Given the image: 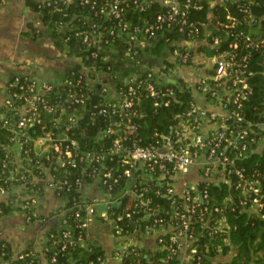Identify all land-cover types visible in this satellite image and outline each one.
<instances>
[{
    "label": "trees",
    "instance_id": "trees-1",
    "mask_svg": "<svg viewBox=\"0 0 264 264\" xmlns=\"http://www.w3.org/2000/svg\"><path fill=\"white\" fill-rule=\"evenodd\" d=\"M150 1L144 10L131 2L123 4V14L129 22L130 29L136 25L144 26L145 23H154L160 13H166L170 8L161 1ZM49 2L50 4L47 1L27 0V3L41 14L43 23L54 34L58 35L61 28H66L64 36L67 44L77 47L80 43L79 55L89 66L109 74L120 71L125 73L123 79L117 77L112 80L117 90L124 89L125 77L137 71V65L128 54L125 65L104 59L107 48H115L122 44L127 49L126 35L120 31L116 21L101 13L96 14V9L92 8L93 4H82L81 0H72L68 4H63L61 1L55 2V0ZM103 2L104 0H97V10ZM178 2L182 7L190 3L189 7H184L186 11L184 19L187 22L174 23L170 27L156 29L152 36L139 33L138 57L142 52L140 43L143 39L152 41L146 49L160 58L165 50L173 56L175 49L184 51V48H188L192 55L200 53L210 57L226 54L228 58L235 61L236 69L244 71L243 76L249 84V89L246 96L241 99L240 107L226 97L223 100L224 105L229 111L237 109L246 123L252 122L250 131L241 139L238 148L227 147L223 143L218 149L220 156H227L229 159L224 175L230 179V183L204 180L194 191L197 199L204 194H207V198H202V203L195 204L190 225V232L194 234L192 246L196 249L193 263L214 264L218 256L227 255L235 249L232 261L225 264H264V146L257 151V144L251 142L253 138L260 140L264 135V132L260 130V124L264 123V44L253 47L246 40L248 35L253 38L264 36V0H178ZM229 16L236 20V24ZM94 23L99 25L97 32L101 34L103 41L97 47L87 48L77 33L91 31ZM30 27L31 32L28 34L33 38L42 35L33 23ZM112 30L113 34H111ZM214 37H218L220 42L214 43ZM186 40H195L200 44L193 49L182 44ZM235 43L236 47L233 45ZM93 51L98 53V57L92 56ZM184 64H193L192 56L186 63L179 58H172V60L167 58L164 65L159 68L162 74L161 97H152L145 89L139 91L134 106L136 115L132 119L135 128H129L126 132L120 130V133L127 138L124 145L132 146L134 142L145 147L155 145L160 139L162 141L163 135L175 136L176 131L182 129L181 122L187 118V112L198 98L193 93V87L188 86L184 79H176L177 82L173 83L169 81L167 75ZM144 76L145 74L142 75ZM16 77L20 78V85L29 84L25 75L15 76L9 82L11 94L21 91L19 86L13 83ZM65 79H72L76 83L75 87L64 84ZM90 80L93 81V86L88 85L80 70L73 69L63 74L60 85L48 94L51 101H59L66 106L67 112L61 115V123L58 126L55 121L59 118L60 112L47 113L43 110L41 124L29 126L22 132L17 131L18 108L22 103L18 99L12 100V106L6 107L4 117L0 118V191H10L13 186L26 183L29 189H34L41 194L43 186L40 183H33L32 176L44 177L46 167L50 168L54 179L61 181L63 185V189L57 192L66 197L65 209L69 210L66 219L68 225L73 227V237L64 239L61 228L52 229L49 232L45 252L49 262L55 259L54 264H98L99 258H105L106 254L102 246L90 241L87 245H82L77 238L80 232V217L84 216L85 207L91 201L83 196L81 190L84 185L97 181L106 192L103 182L105 171L113 170L114 177L119 175L112 194L115 199H121V201L109 210L110 216L125 229H129L137 240L145 236L146 225L155 218L162 217L167 223L175 211L182 207L180 198L177 200L178 203L172 204L171 199L167 197L169 188L159 179L161 171L158 166H154L153 174L150 176L147 164L136 165V168H131V174H136L135 181L132 184L128 182L129 176L124 174V170L130 166L123 165L120 161V153L112 151L115 135H100L101 131L114 124L120 117L113 119L112 116L100 114L101 109L107 108V97L103 92L104 85L98 84L94 78ZM209 82L212 86L216 85L213 80ZM228 85L234 91L236 87H239V84L233 85L232 80L228 82ZM200 86L201 84H197V88ZM70 89L76 91L79 97L84 99L83 102L65 101L63 95H66ZM162 93L166 95L163 96ZM206 97L208 100L216 99L210 93ZM71 113H76L79 119L76 124L67 129L65 123ZM244 123H239L236 117L229 116L226 120L227 132L237 134L239 129L246 128ZM48 131L54 132L56 137L66 133L76 139L79 145L74 152L84 154V160L76 158V166H73L64 155H62V163L58 162V153L55 151L49 154H36L35 140ZM14 143L22 147L24 160L21 165L17 164L13 156L11 145ZM66 144H68L67 141L62 143L63 150ZM244 144L247 145L246 148L243 147ZM89 153L93 156L100 155L101 159L87 161L86 156ZM42 162L45 163L44 166L41 165ZM237 170L242 171L243 177L236 173ZM253 180L258 181L261 189L262 206L258 210L251 208V197L244 193V186L239 187V184ZM141 200H148V205H141ZM15 202V194H11L7 202H0V215H6L18 209ZM145 210L149 212L148 219H142ZM24 211L33 218L30 207L24 208ZM128 211L133 212L131 219L125 216ZM169 223L178 225L179 220L174 217L167 224ZM223 224H227L228 227ZM162 238L161 246L165 243L170 244V234L162 235ZM71 239H73L72 243L69 242ZM65 242L67 247L63 248ZM2 243L5 241H0V244ZM132 247L127 250L128 254L124 257L122 264H177L180 262L178 256L171 254L167 248L158 247L148 252L137 246ZM173 247L177 245L174 244ZM10 249V246L6 249L7 258L10 257ZM23 252L34 251L27 249ZM20 264H42V261L40 257L33 258L31 255L21 260Z\"/></svg>",
    "mask_w": 264,
    "mask_h": 264
},
{
    "label": "built area",
    "instance_id": "built-area-1",
    "mask_svg": "<svg viewBox=\"0 0 264 264\" xmlns=\"http://www.w3.org/2000/svg\"><path fill=\"white\" fill-rule=\"evenodd\" d=\"M44 1H47V3L50 4V0ZM60 1L63 4H68L72 0H55V2ZM129 2L133 3L135 6H138L141 10H144L151 1L104 0L103 3H100L101 5L99 10H97V0H81L82 4H93L92 8L96 9V14L101 13L102 15H106L116 21L120 31L126 35L125 42L127 43V54L129 58L134 61V64L137 65V71L127 74L128 76L124 79L125 88H121L119 90L116 89L112 80L117 77L123 79V74L125 73L117 72L114 74H109L107 72L109 74V80L112 83V85H108L104 84L103 82L100 83L91 75L88 76V74L82 71L80 72L85 77L88 85L93 86V81L90 80V78H94L98 84L104 85L103 92L105 97H107V108L101 109L100 114L112 116L113 119H115L117 116L120 117V119H117L114 124L101 131L100 135H115L112 151L120 153V161L123 165L130 166V168H126L124 170V174L129 176L128 182L132 184L135 181L134 179L136 174H131V168H136V165L147 164L150 169V176L153 174L152 170L154 166H158V169L161 171L159 179L162 180L169 188L166 193L167 197L171 199L172 204H176L180 201L182 205L181 209L175 211L174 215H172L171 219L169 220L171 221L172 218L175 217L179 220V224H167L169 221L165 223L164 218H155L151 223L146 225L144 232L145 236L142 239H135L134 235L129 229H125L110 216L109 210L112 207L117 206L121 199H115L112 194L113 187L118 183L119 175L114 177L113 170H108L104 172L103 181L107 191H103L104 197H93L92 200L86 205L85 214L84 216L80 217V232L77 238L81 241L82 245H87L88 228L91 226V224H93L97 216H99L103 220L113 222L112 229L116 240L114 255L120 258L122 262L126 254H128V249L130 250V248H133L132 246L145 249L140 245V242L148 236L155 235L157 237V246L155 249L159 247L160 249L167 248L170 250L171 254L178 256L180 262L177 264H185V251H188V255L190 256V259L193 263L196 249L192 246L194 234L190 232V225L193 213L195 212V204L202 203V198H207V194H204L200 199H197L194 191L196 190L197 185L204 180H215L216 182L225 181L230 183V179L224 175L229 159L227 156H220L218 154V149L223 145V143H225L227 147L232 146L234 148H238L241 139L250 131L252 122L246 123L242 114L237 111V109L232 111L226 109V105H224L223 100L226 97L227 100H232V102L236 104L237 107H240V101L246 96L247 90L249 89V84L246 81V78L243 76L244 71H239L235 68V61H232V59L228 58L226 54L213 56V73H202L199 75L198 82L195 85L198 92L202 95L203 101L198 100L196 103H193L191 109L186 114L187 118L181 122L182 129L177 130L175 136L163 135L162 141L160 139V141H158V143L155 145L145 147L139 145L138 142H134L132 146L124 145V141L127 140V138L120 133V130L126 132V130L129 128H135L132 119L136 115L134 106L139 91L141 89H145L148 91L150 96L156 98L161 97V73L159 72V69L156 70L154 68L143 67V65L139 63V53L137 49L138 34L141 33L152 36L156 29L162 28L164 26L170 27L174 23L185 24L187 21L184 19L186 14L184 7L187 8L190 5V3H187L184 7H182L178 0H170L168 3H166L170 7L169 10L166 13H160L154 23H145L144 26L136 25L130 29L129 22H127L123 14V4H128ZM229 18H231V20L236 24V20L233 17L229 16ZM91 28L92 30L89 32L77 33L78 36H81V40L84 44H86L87 48H92L95 46L97 47L103 41L101 34L97 32L99 25L94 23L92 24ZM111 34H113V30L111 31ZM213 39L214 43L220 42L218 37H214ZM246 40L248 41V44L253 47H260L264 44V36H257L256 38H253L252 36L248 35ZM233 45L235 47L237 46L236 43ZM92 56L98 57V53L93 51ZM190 56H192L193 64L200 63L199 56L196 54L192 55L188 48H184V51L175 49L173 52V59L179 58L184 63L189 60ZM91 69L94 70L95 76H97V74L100 72H104L92 67ZM143 74H145L144 77H142ZM24 75L29 81V84L26 86L20 85V76L16 77L13 83L14 85L19 86L21 91L15 92L13 94L9 92L10 97L6 101L7 107L12 106L13 99L22 101L18 108L19 119L16 123L17 131L22 132L27 130L29 126L41 124V114L43 110L47 113L60 112L59 118L55 121L56 126H58V124L61 123V115L67 112L66 106L61 104L59 101H51L48 98V94L58 87L60 83H55L46 77H38L33 74H29L30 76L28 74ZM172 78L173 77L169 76L168 79ZM209 80L215 81L217 86H212ZM230 80H232L233 85L239 84V87H236L235 91L228 85ZM64 84L75 87L76 83L72 79H65ZM197 84H201L200 88H197ZM170 91L172 92V90ZM208 93H210L212 96H215L216 99L208 100L206 97ZM162 95L165 96L166 93H162ZM63 96H65L63 99L65 101L69 100L70 103L73 101L81 103L84 100L83 98L79 97L76 91H72L71 89L66 95ZM207 104H214L219 110H210L207 107ZM68 107H70V105ZM21 108H23V111L20 110ZM229 116L236 117L239 123L245 122L246 128L239 129L237 134H234L233 132L228 133L226 120ZM78 119L79 116H77L76 113H71L67 117L65 127L69 129L72 125L77 123ZM260 130L262 133L264 132V123L260 124ZM64 141L68 142V144H66L65 150L62 149V143ZM251 142L257 144V151H260L264 146V135L260 140L253 138ZM38 144H40L39 147ZM78 145V141L66 133H63L61 137H56L54 132L48 131L35 140L34 150L38 155L40 153L49 154V152L55 151L58 153V162L62 163V155H64L67 161L72 163L73 166H76V158H79L81 161H83L85 158L84 154L74 152V150L78 148ZM243 147L246 148L247 145L244 144ZM47 158H49V156ZM86 159L87 161H99L101 156H93L89 153L87 154ZM44 164V162L41 163L42 166H44ZM116 170H119V168H116ZM236 173L240 177H243L241 170H237ZM192 174H195L196 179L193 180V184H189V181L186 179L187 176ZM61 184V181L54 179L52 185L55 190H62L63 185ZM240 186H244V193L251 197V208L253 210H258V208L262 206L261 189L258 181H245L244 183L239 184V187ZM179 198L180 200L177 202ZM27 200H29L27 201V204L29 205L36 203V198L34 196H30ZM148 202V200H141V205L147 206ZM101 204H105L106 208L99 210L98 207ZM68 211L69 210L65 209L64 206L62 210L64 218L61 226L64 239L73 237V227L68 225V220L66 219ZM77 216H79V213H77ZM125 216L126 218L131 219L133 212L128 211L125 213ZM148 218L149 212L145 210L142 219ZM134 225H136V223ZM223 225L228 227L227 224ZM166 234H170V244L166 245L165 243V245L161 246V242H163L162 235ZM69 242L72 243L73 239H71ZM174 244L177 245V247H173ZM7 247L9 248V244H7V242L0 244V264H20L21 260H24L31 255L33 258H39V255L35 252L25 253L21 251L17 254H13L11 249L10 257L7 258ZM66 247L67 243L65 242L63 248ZM145 250L148 251L147 249ZM227 255H229L228 260L222 259ZM227 255L218 256L214 264H225L227 262H231L235 256V249H232ZM54 260L55 259L49 262L47 259V264H54ZM99 260L100 262L98 264H107L106 255L105 258H99Z\"/></svg>",
    "mask_w": 264,
    "mask_h": 264
},
{
    "label": "crops",
    "instance_id": "crops-1",
    "mask_svg": "<svg viewBox=\"0 0 264 264\" xmlns=\"http://www.w3.org/2000/svg\"><path fill=\"white\" fill-rule=\"evenodd\" d=\"M158 1L166 4L170 0ZM31 23L42 33L40 37L33 38L28 34L31 32ZM65 32L66 28H61L57 35L48 29L42 21L41 14L33 9L27 0H0V118L4 117L6 101L10 97L9 82L18 75L33 74L60 83L63 74L78 69L88 76L91 75L100 83L112 85L108 73L100 72L97 76L94 75V70L79 55L80 43L77 47L69 46L64 36ZM140 44L142 52L138 60L143 67L158 70L167 58L170 60L173 58L166 50L161 58L147 51L146 48L152 44V41L143 39ZM182 44L196 49L200 43L195 40H186ZM195 54L199 56L200 63L179 66L170 72L167 78L171 76L172 79H184L188 86L193 87V93L198 100L203 101L195 85L199 75L212 72L214 57ZM104 55L105 60L119 65H125L128 60L127 50L122 44L115 48H107ZM207 107L210 110H219L214 104H207ZM20 110L23 111V108ZM11 148L17 164H23L20 144L14 143ZM44 172V177L32 176L33 183H40L43 186L41 194L34 189H29L26 183L13 186L10 191H0V202H7L9 196L15 194V205L18 208L9 214L0 215V241L7 242L13 254L31 249L41 257L42 264H47L45 246L48 234L52 229L58 230L62 226L64 218L62 210L66 204V197L60 195L53 187L54 176L50 168L46 167ZM195 179V174H192L187 176L186 180L189 184H193ZM81 191L89 200L93 197H104V192L97 181L84 185ZM30 196L36 198V203L27 204ZM27 207L32 209L33 218L24 211ZM112 228V221H106L97 216L88 228L87 239L102 246L107 256V264H122L121 259L114 255L116 240ZM140 245L152 251L157 246V237L148 236L140 242ZM185 258V264H193L188 251H185ZM222 259L228 260L229 255Z\"/></svg>",
    "mask_w": 264,
    "mask_h": 264
},
{
    "label": "water",
    "instance_id": "water-1",
    "mask_svg": "<svg viewBox=\"0 0 264 264\" xmlns=\"http://www.w3.org/2000/svg\"><path fill=\"white\" fill-rule=\"evenodd\" d=\"M169 81L173 82V83H176L177 80L176 79H169ZM99 210H103L106 208V205L105 204H101L99 207Z\"/></svg>",
    "mask_w": 264,
    "mask_h": 264
}]
</instances>
